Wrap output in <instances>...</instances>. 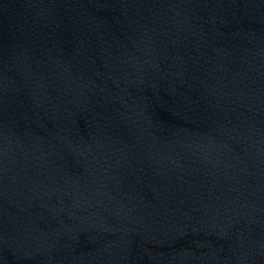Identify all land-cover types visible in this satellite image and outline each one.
I'll list each match as a JSON object with an SVG mask.
<instances>
[{
	"label": "water",
	"instance_id": "water-1",
	"mask_svg": "<svg viewBox=\"0 0 264 264\" xmlns=\"http://www.w3.org/2000/svg\"><path fill=\"white\" fill-rule=\"evenodd\" d=\"M0 264H264V0H0Z\"/></svg>",
	"mask_w": 264,
	"mask_h": 264
}]
</instances>
